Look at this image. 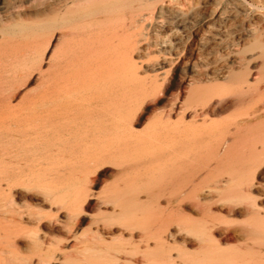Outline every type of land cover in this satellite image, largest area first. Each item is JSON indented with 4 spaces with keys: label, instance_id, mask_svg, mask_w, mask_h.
Masks as SVG:
<instances>
[{
    "label": "bare ground",
    "instance_id": "1",
    "mask_svg": "<svg viewBox=\"0 0 264 264\" xmlns=\"http://www.w3.org/2000/svg\"><path fill=\"white\" fill-rule=\"evenodd\" d=\"M263 4L264 0H0V23H9L6 28H0V46L22 52L21 46L25 47L24 43L30 37L35 38V35L42 32H62L61 52L57 55V64L47 74L46 95L44 101L39 103L44 110V117L43 113L41 117L47 121L48 129L64 125L61 123L65 120H81L84 117L94 127L91 139L88 137L91 143L87 141V144L98 145L101 138L105 144L111 145L115 140L119 142L130 136L127 109L133 103L157 92H163L169 97L167 110L155 122L158 133L157 157L163 170H171L175 178L181 179L169 193L163 187L157 197L152 194L148 196L157 207V219L146 216L149 220L145 219L146 223L148 221L149 224L143 219V227L136 223L137 228H142H139L136 239L133 233L130 234L128 243L108 245L102 240L101 243L100 233L94 229L90 238L83 235L81 249L75 252L77 257L70 258L66 253L61 254L62 264H262L264 182L258 181L254 185L253 179L258 170L260 172L264 169V120L260 124L258 122L255 132L242 134L241 123L247 120L237 121V118L245 116L249 119L264 112V12L261 9L258 12ZM225 60H228V66L222 65ZM250 63L256 65L250 69ZM205 85L213 86L210 91H204ZM249 96L259 97L262 106L252 112L247 109L243 114L216 120L230 110L244 106ZM2 97L0 92V99ZM3 117H0V125L4 127V121L1 124ZM10 121L15 119L11 118ZM14 124L11 125L14 130H17L15 127L21 130L20 124L16 123L20 127ZM25 128L14 131L15 134L12 131L14 135L11 137L6 135L11 140L6 145L12 148L17 146L18 150L19 145L30 143L28 140L24 142L26 132L30 131H27L30 127ZM35 140V143H39V139ZM35 143L31 142L29 148L35 146L37 150L46 144ZM4 144L3 149L5 147V151L10 154L12 148L6 150ZM105 144H102L103 147ZM51 146L52 143L49 148ZM29 150L35 152L34 148ZM7 152L1 153L5 156ZM92 157V153L79 157V160L73 157L75 161H71L72 164L69 158L67 161L70 167L65 166L67 171L59 174H64L66 180L71 182H76V179L79 181L76 176L82 173L80 169L88 161L90 164ZM0 162L4 163L2 159ZM187 162L191 167L183 171L182 168L186 166L184 163ZM64 163L65 160L61 165ZM181 173L184 175H179ZM77 192L74 197L70 194L73 198L71 206L67 201L74 210L79 205L77 199L80 196L77 199L78 196H75ZM253 193H259V201ZM65 194L56 203L62 204L63 200L69 199L70 196ZM54 197L52 199L55 200ZM106 200L104 206H120V218L129 213L131 216L129 214L128 217H136L132 212H139L138 209L143 207L139 198L127 200V203L121 200L119 194L110 196V201ZM8 202L7 205L13 203V200ZM10 207L12 209V205ZM14 209L11 211L9 208L11 212ZM7 210L3 211L4 214ZM69 211L72 210L69 208ZM72 213H66L68 220L73 216ZM236 215L247 220L238 224L227 220ZM105 217H102L103 220L111 219L112 216ZM152 220H155L154 223H151ZM30 239L33 240L32 245L39 253L38 256H41L37 263H31L26 258L24 260V257L19 260L16 257L18 252L14 250L17 247L15 241L14 248L10 239L9 242L3 240L0 245V259L4 255L7 257H3L7 261L5 264H39L42 257L49 255L48 246L56 245L52 240L49 243L46 241L44 245V242L38 241L39 238ZM170 242L179 245L174 254H171L168 246ZM233 243L240 244L225 248Z\"/></svg>",
    "mask_w": 264,
    "mask_h": 264
},
{
    "label": "rangeland",
    "instance_id": "2",
    "mask_svg": "<svg viewBox=\"0 0 264 264\" xmlns=\"http://www.w3.org/2000/svg\"><path fill=\"white\" fill-rule=\"evenodd\" d=\"M262 6L264 7V4L261 5V7H259L258 12L260 11V9H261V11L263 10L262 12H264V8ZM262 12H261V14H262ZM8 24L9 23H5V22L0 23V28L1 27L6 28L8 26ZM263 30H264V28H263ZM61 34H62L61 31H54L53 33H51V32L38 33L37 35L39 37L37 35H35V38L30 37L24 43V45H26L25 46L26 48L24 46H21L22 52H20L19 50H18L19 52H14L12 50V48H5V46H3V45L0 46V90H2L0 92H1V97L2 96L4 97V98L2 97L0 99V101H1L0 102V109L1 110L4 109L3 111H0L1 113L3 112V114L0 113L1 114L0 117H3L2 115H5L4 117H6V119L9 118L8 120L5 119L6 121L3 119L4 117L1 118V124L4 123L3 124L4 127L2 125H0V129L2 128L0 130V133L2 134V135L0 134V137L5 135L3 137V139H4L6 137V135H8V134L11 137V135L15 134L14 131H18V130L21 131V130H23V128L26 129L25 127L28 126L30 128L29 129L27 128V131H29V130L30 131L26 132L27 137L24 136L26 138V139L24 138L26 141L23 139L24 142L26 143L28 140V141H30V143L31 142L35 143L34 140L39 139V143L46 142L45 145L48 146V148H46L45 145H44V147H42L43 146L42 145L43 143H42V144H40L42 148L40 149V147H39V149L37 148V150H35L36 147L32 146V148L31 147L29 148L30 143L27 142L28 144L26 143L25 145L24 144L19 145L20 149L18 148V150H17V146L12 148L10 145H6L7 142L9 143L8 140H10V137L9 138L6 137L7 138V139L5 138L6 141H5V139L4 140L2 138L0 139L1 140L0 145L2 146V149L0 148V153L2 152L3 154H6V152H7V151H5V147L3 149L4 142H5L4 146H7L6 150H9L12 148L11 149L12 151H10V154H9V152H7L8 155H5V156H3L2 153L0 154V156H3V158L0 157V160L2 159V162H4V163L0 162V170H1L0 179H2V180H0V202H1L0 203V207H1V209H0V214H1L0 215V221L1 222L3 221L4 223H6V224H4V223L2 224L0 222V227H2V225H3V228L4 227L6 228V229L0 228L3 230V231L0 230V232L2 231L0 234L5 235L4 237H2V235H1L0 245L3 243V240L5 242H9L8 240L10 239V242L14 245L13 247L15 248L17 246L15 249L14 248L13 249L15 250V253L18 252V254L16 253V257L19 260H23V259L25 260V258H26V260H28V261L30 260L31 263H37L39 260L38 258H40L41 256H38L39 253H37V250L34 249V245H32L33 240L31 241L30 238H32V239L34 237H36L37 239L39 238L38 241L44 242L43 243L44 245L51 242V240L54 243L56 242L55 243L56 245L50 246V248L48 245H46V246H48L49 251L47 253H49V255L47 254L46 255L47 257H45V258L42 257V261L39 264H62V262H61L63 259L62 255L65 253H66V255H68V257L75 258V256H76L75 252L79 251L81 249L82 243H80V242H82L84 240L83 235L85 234L87 236L85 238H90L89 236L92 235V231H94V229H98V232L100 233L99 237L101 239L99 238V241L102 240L103 242H106V244H108V245H115V244H118V242L119 243H128L130 240L129 238H130L131 233H133V235H134L133 237H135V239H136L137 236L139 235L138 233L140 232L139 228L141 229L143 227V225L146 223L145 219H147V217H149V218L151 217V219H153V217H154V219H155V217L158 215V211H157V207H156L155 203L153 202V200L151 201L148 198V196H150V194H152L154 197L155 196L157 197L158 195H160L162 193L163 187H166L168 190L166 192L169 193L170 190L172 189L173 185H175L178 182V180L181 179V177L175 178L172 174L173 171H171V170L166 171L165 169L163 170V167L161 168L159 159L157 157L158 156L157 155L158 154L157 153L158 152L157 151L158 133L155 130V125H156L157 121L159 120L160 115L163 112H165L169 106L168 105L169 104V97H168V95H165L163 92H157L156 94H154L152 96H148L147 98H144L143 100H141L137 103H133L127 109V115H128L127 119H128V128H129L128 133L130 136H128L126 139L121 140L119 142L117 140H115V141H113V143L111 145H109V143L105 144L103 141H101V138L99 140L100 143H97L98 145L94 144V146H92V144H91V146H90V144H87L91 139V135L93 134L94 127H91L88 124L89 122H87L86 118H84V117L81 120L80 119L74 120V118H71L70 121L69 120H67V122H66V120L63 121L61 124H64V123L65 124L62 126L61 125L53 126V127H50L51 130L48 129L49 126L47 127V123H46L47 121H45L43 118L44 117V113H43L44 110H43V107L41 106L42 104H39V103H42L44 101L43 99L45 98V95H46V89L45 88L47 85V78H48L47 74L51 70L50 68L52 66H54L55 64H57V59H58L57 55H59L61 52V48H62V44H63V39L60 36ZM6 50H8V51H6ZM226 52L228 53V51H226ZM12 53H14V54L11 55ZM9 55L11 56L12 59L10 58ZM21 55H22V57H21ZM15 56H18L21 59L15 57ZM18 59H20V60H18ZM18 62H19V64H18ZM222 65L228 66L229 65L228 60L223 61ZM255 65L256 64L250 63L249 68L251 69V67H254ZM18 75H20V76H18ZM13 79H14V81H13ZM212 86L205 85L204 91H210ZM262 86L264 87V85H262ZM9 91H10V93H9ZM32 100H33V102H32ZM246 100L247 101L245 102L244 106L230 110L226 115H224L223 117H219L216 120L219 121V120H222V118H230V117L235 116L238 113L243 114V113H245L244 111L247 109H251L248 112H252V110H254L256 107L262 106V103H261L259 97L249 96V97H247ZM37 103L40 105L39 108H38ZM5 104H6V107H5ZM2 106H4V108ZM19 107L21 110L19 109ZM11 108L13 110H11ZM33 111H34V114H33ZM11 113H12V115H11ZM20 113H22V114H20ZM42 113H43V117H41ZM15 114L17 116H15ZM9 115H10V117H7ZM258 116H263V117L258 118ZM19 117L20 118L22 117L23 119L22 118L20 119ZM11 118H12V120L15 119V121H12L13 123L11 121L9 122V120ZM17 120H18V122H16ZM187 120H189V119H187ZM242 120L243 121L247 120V121L241 123L242 134L246 133L247 131L255 132L257 130L258 125L260 124L261 120H264V112L257 114V116L254 115V117L249 118V119L246 118L245 116L237 118V121H242ZM8 122H9V124H8ZM43 122H45L46 124L44 125ZM258 122H259V124H258ZM16 123L20 124V126H22V127H20L19 125H16ZM5 124L6 125L8 124L9 126L7 125L8 126L7 127ZM13 124L16 126H19L21 128V130L16 128V127H15V129H17V130H14L13 126H11ZM42 125H44V126H42ZM78 126H80V127H78ZM42 127H44V128L47 127L46 130L47 131L49 130L48 133L44 128L43 129L45 131L41 130ZM3 128L6 130H4ZM52 128H54V130ZM86 128H88V130ZM10 129H12V130L9 131ZM90 130L92 132H90ZM5 131L6 132L8 131L9 133L8 132L6 133ZM12 131L14 132V134H12L13 133ZM24 131H26V130H24ZM37 131L40 132V133H38L39 135L37 134ZM87 131H89V132H87ZM41 132H42V135H41ZM3 133H4V135H3ZM28 133L33 135V136L35 135L34 136L35 139L33 138V136L28 135ZM131 133H133V134H131ZM45 134H46V136H44ZM249 135H251V134L249 133ZM20 137L22 138V136H20ZM88 137H90V139ZM40 138H41V140H40ZM43 139H45V140L43 141ZM18 140H19V138H18ZM46 140H48V142ZM76 141L79 145L76 143ZM50 142L53 145V146H51L52 148H49L51 145ZM39 143H38V141H36L35 145L39 144ZM89 143H91V142H89ZM102 144L103 145L105 144V146H104L105 148L103 147ZM56 145H57V148H56ZM21 146H22V148H21ZM96 147H97V149H96ZM7 148H9V149H7ZM33 148H34L35 152L33 150H29V149H33ZM58 148L60 150H58ZM45 149H47V150H45ZM61 149H63V150H61ZM4 151H5V153H4ZM86 151L89 154L92 153V155H94V157H92L93 159L90 160V164H89V161L87 162V164L84 163L85 166H87L86 168H85V166H83L82 167L83 169L82 168L80 169L82 171V173H84V174H82L78 170V172H80L81 174L78 173V175L76 177L78 178V180L79 179L80 180L77 181V179H76V182L72 181L73 183L75 182L73 184L71 181L66 180L67 176L64 177V174H62V173L64 170H66V167H68V165L70 164L71 161L74 162L75 159L78 158L77 160H79L80 159L79 157L83 158L84 156H86L88 154V153L86 154ZM92 151H95L96 154H95V152L93 153ZM58 153H60V154H58ZM73 154H75V156ZM80 154H82V156ZM56 155H57V157H56ZM58 155H60V156L58 157ZM5 158H7V159H5ZM69 158H71V160ZM64 160H65L66 164L64 163V165H61V164H63ZM67 160L68 161L70 160V162H68ZM13 161H15V162H13ZM57 161L60 163H58ZM11 162H13V163L11 164ZM73 162H71V164ZM6 163L9 166L6 165ZM3 164H5V167ZM185 164H186V166H184L182 168V170L188 171L189 167H191V166L188 165V162L184 163V165ZM54 165H57V167H55ZM69 167H70V165H69ZM52 168H53V170H52ZM61 168H64V169H61ZM84 169L86 170L85 171L86 173L84 172ZM2 170L4 173L3 177L1 176L3 174ZM17 170H20V171H17ZM56 171H57V173H56ZM258 171L256 172V175L254 176V179H253L254 185H256L259 182H264V169H262V171H260V172H258ZM54 172H55V174H53ZM60 172H62V173L59 174ZM6 173H8V175H5ZM11 173H12V175H11ZM179 175H184V174L181 173ZM163 176L164 177L166 176V177L163 178ZM8 180H10V181H8ZM3 181H5V182H3ZM60 181H63V183H61ZM8 182H9V184H8ZM69 182L71 183V185L73 184L72 185L73 188H71L72 186H70ZM59 183L61 184L60 186H59ZM81 183H83V184H81ZM5 185L6 186L8 185V187H6ZM75 185L77 188H75ZM5 187L7 188V190ZM66 188H69V189L67 190ZM75 190L78 191L77 192L78 194L77 195L75 194V196L79 195L81 198L80 199L79 196L76 197V199L79 198L81 200L80 201L79 199H77V201H78L77 203H79V205L77 204V206H76L77 212H76V210H74L75 208L70 207L71 206L70 201L71 200L73 201V198L71 199V195L74 197V193H76ZM1 194L2 195L5 194V195H3L4 197ZM47 194H49V195H47ZM60 194H62V195H60ZM63 194H65L66 196H70L69 199L67 198V199L63 200L62 204L60 202H59V204H58V202L56 203V201H59V198H61L63 196ZM116 194L117 195L119 194V196H121V200H124V202H127V200L130 201V199L136 200V198H139V203L141 204V206H143L142 209L147 210L148 212H144L142 209H138L140 211L137 212V210H136L135 211V213L137 212L136 214L132 212V214L134 216L136 215V217L130 218V217H128L130 213L129 214L127 213L128 216L125 217V215H124V216H122L123 218H120L118 216V213L121 209H120V206L118 204H113V205L110 204L108 206L103 205L104 202L107 201L106 199H109L108 201H110V196L116 195ZM54 195H55V197H54ZM253 195L259 201V199H260L258 197L259 193H253ZM53 197L55 198V200L52 199ZM56 197L58 200L56 199ZM2 200L4 202L5 201L12 202V200H13V203H10L9 205H7V202H5L6 204H2V203H4ZM67 201H69L68 203L70 204V206L67 203ZM64 202H65V204H64ZM161 202H162L161 204H163L162 200H161ZM51 203H53V204H51ZM127 203H129V202H127ZM1 204L3 205V207L6 205L4 207L5 209L2 207ZM57 204H58V206H57ZM10 205H12V209H11ZM114 205H115V207H114ZM7 206H9V207H7ZM64 207H66V208H64ZM9 208L11 211L13 210V208H15L14 212H11L9 210ZM69 208L72 211H69ZM6 209H8L7 213L9 215L7 213L4 214ZM15 210H16V212H15ZM141 211H143V212H141ZM26 212H28V213L26 214ZM30 212L32 213V215ZM70 212H73L72 213L73 216L71 218H69V220H68L67 214ZM15 214H16V216H15ZM34 214H36L37 216H34ZM6 215H8V216H6ZM2 216H4V217H2ZM27 216H28V219H27ZM107 216L108 217L112 216L111 219H113V217H115L117 219L114 218L113 220H111ZM130 216H131V214H130ZM6 217H8L11 221ZM32 217H34V219L35 218H37V219L34 220ZM102 217H105L108 219L103 220ZM1 218H3V219H1ZM4 218H5V220H4ZM109 219H110V221H107ZM143 219L145 220V223L143 222L144 221ZM151 219H150V221H151ZM37 220H39V221H37ZM227 220H230L233 223L238 224V223H242V222L246 221L247 218H245L243 216L236 215L234 217H230ZM148 221L146 224H149ZM154 221L152 220L151 223H154ZM37 222H39V223H37ZM141 222H143V225L141 224ZM139 224L142 225V227L137 228V226H139ZM22 226H25V227H22ZM17 228L19 230L21 229L23 232L21 230L20 231L17 230ZM8 229H9V231H7ZM29 229H31V230L29 231ZM131 229H134V230L131 231ZM11 230H12V232L16 233V234L13 233L16 236H14L13 234H11V235H13V236H11L9 234V233H12ZM14 230H16V231H14ZM18 231H19V233H17ZM28 232H30L32 234L34 233V234L31 235ZM8 234H9V236H8ZM28 235L30 238L28 237ZM6 236H7V238L8 237L9 238L6 239ZM2 238H4V239L2 240ZM42 238H44V239H42ZM29 239H30L31 243H30ZM13 241H15L14 243L16 244V246L13 243ZM46 241H47V243H46ZM102 241H101V243H102ZM234 244L236 245V244H240V243H233L232 245L226 246L225 248L235 246ZM46 246H44V247L47 248ZM168 246L170 247L171 254H174L175 249L179 245L174 244L173 242H170V244H168ZM53 247L55 249H53ZM57 247L60 249H58ZM30 248H32V249H30ZM62 249L64 251H62ZM60 251H62V252H60ZM41 254H42V252H41ZM3 257H4V255H3ZM3 257L1 256L0 264H5V262H7L6 259H3ZM22 257H24V258L22 259ZM4 258H7V257L5 256ZM262 264H264V261L262 262Z\"/></svg>",
    "mask_w": 264,
    "mask_h": 264
}]
</instances>
